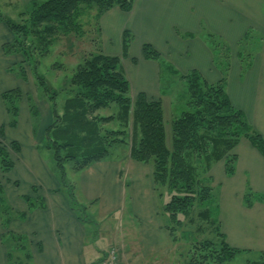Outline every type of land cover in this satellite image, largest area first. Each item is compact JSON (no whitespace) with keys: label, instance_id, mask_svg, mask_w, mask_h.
Instances as JSON below:
<instances>
[{"label":"crops","instance_id":"crops-1","mask_svg":"<svg viewBox=\"0 0 264 264\" xmlns=\"http://www.w3.org/2000/svg\"><path fill=\"white\" fill-rule=\"evenodd\" d=\"M20 1L28 5L33 0ZM100 26L101 31L104 30L101 48L105 55L121 56L120 36L123 30H128L136 40L134 44L131 42L128 56L122 59V67L124 64L128 67L127 71L123 69L133 100L139 93H144L148 101L164 102L169 96L160 90L158 62L142 58L143 44H150L160 53L163 64L175 72L174 77L195 70L207 83L214 84L222 74L208 35L214 36L211 37L213 40L219 39L220 45L224 43L230 49L225 83L230 103L243 112L250 127L264 140V0H135L130 12L113 8L103 14ZM250 32L257 33L259 46L248 66L243 67L239 54L243 53L242 41ZM5 34L7 42L10 41L9 30ZM112 40L116 43L114 47L110 43ZM133 49H137V57L133 56ZM0 56H4L2 49ZM7 57H3L5 62L0 71L14 65L15 56ZM132 58L136 59L135 64L129 61ZM23 107L26 109V106ZM17 137L4 139L2 143L6 147L12 142L17 143ZM27 137L28 146L34 154L35 142L31 132L27 131ZM232 154L236 156L232 176L225 175L223 160L215 164L210 172L212 185L219 197V227L230 247L262 254L264 201H254L251 207H246L243 197L248 192L264 196V158L244 138L240 139ZM13 155L16 159L18 153L15 157ZM127 161L129 165H125V169V161L108 158L78 174L81 193L78 203L83 206L82 199L96 207L93 218L96 224L93 226L97 229L93 237L87 236L86 231L91 225L86 223L84 216L83 220L78 219L67 198L54 192L59 186L58 181L47 175L49 190L45 187L43 192L39 185L42 181L35 180L37 184L32 185L40 190L31 196L42 197L44 207L36 205L29 208L24 203L17 212L19 219L14 218L9 227L12 232L28 238L32 264H98L110 237L126 243L127 251L120 254L121 264H147L172 249L154 190L152 166L129 158ZM26 164L32 170L43 171L33 155L29 156ZM122 173L128 187L121 182ZM126 195L128 228L120 233L109 231L105 220L115 219L126 209ZM3 231L0 224V264H8L7 249L2 241ZM104 231L106 235L102 234ZM99 247L103 249L97 250Z\"/></svg>","mask_w":264,"mask_h":264},{"label":"trees","instance_id":"trees-1","mask_svg":"<svg viewBox=\"0 0 264 264\" xmlns=\"http://www.w3.org/2000/svg\"><path fill=\"white\" fill-rule=\"evenodd\" d=\"M134 1L33 0L21 23L0 14V22L13 37L11 43L2 46V52L5 56L21 55L22 63L32 60L36 69L38 58L47 55L58 36L81 35V18L87 11L94 10L93 19L98 22L103 14L113 8L130 12ZM250 35L251 32L244 37L242 46L252 39ZM211 37L208 35L216 54L217 44L214 45L215 40ZM121 39V56H108L98 50L78 64L70 79L74 93L72 91V95L64 101L60 113L56 111L55 95L48 97L52 105V123L45 130L44 144L52 153L56 172L61 182H64L67 163H72L74 170L79 173L92 164L107 160L112 147L125 144V128L131 122L130 159L151 165L157 197L162 196L161 189H165L170 196L163 207L160 206V213L162 211L169 218L170 224L166 229L173 241L175 229L172 226L181 227L180 218L189 217L194 206L202 210L198 214L200 219L213 225L206 222L214 229L215 239L193 244L190 252L192 256L187 264L231 262L245 251L230 247L219 230V221L212 213L215 208L217 213V197L208 173L215 163L223 160L226 176L234 174L236 156L231 153L242 138L247 139L264 158V140L250 127L243 112L230 103L225 89L228 60L219 62L216 56L222 77L214 84L207 83L195 70L178 76L186 87L187 110L172 119L171 147L168 148L162 102L148 101L144 93L137 94L134 100L130 97V85L122 67V59L128 56L133 36L128 30H123ZM221 45L218 43V46ZM141 53L144 60L161 61L163 64L159 53L150 44H143ZM218 54H221L220 50ZM239 57L243 61V53ZM242 63L243 67L249 64ZM167 69L175 74L170 67ZM35 77L38 84L47 86L43 78L38 75ZM46 93H49L48 88ZM20 96L17 89L5 91L1 95L6 113L12 118L17 115L18 108L14 102L20 100ZM106 110H116V114L102 115L101 112ZM13 124L15 121H10L9 125ZM108 124H114L118 129L112 125L107 128ZM10 148L15 153L19 152L16 142H12ZM7 149L0 144L2 172H8L13 167ZM72 198L71 195L70 209L78 219L83 220L85 207L79 203L75 205ZM254 201H264V196L248 192L243 197L246 207H251ZM27 204L29 208L36 205L44 207L39 199ZM10 237L14 236L11 234ZM22 239L21 236L16 238L20 242H23ZM23 250L25 246L21 244L16 248L19 253L8 252V264H32L31 254L27 251L23 254ZM246 264H264V253L255 261H246Z\"/></svg>","mask_w":264,"mask_h":264},{"label":"rangeland","instance_id":"rangeland-1","mask_svg":"<svg viewBox=\"0 0 264 264\" xmlns=\"http://www.w3.org/2000/svg\"><path fill=\"white\" fill-rule=\"evenodd\" d=\"M29 4L25 5L20 0H0V14L13 22L21 23L26 18L25 14L27 10H29ZM94 14V10L87 11L86 14L81 18L83 27L80 36L74 34H70L68 36H58L57 40L49 49L47 55L43 58H38V65L36 69L33 67L32 60H28L26 63H22L21 61L23 60V58L21 57V55L15 54L10 55L12 57L15 56L14 65L8 66V63L7 69L5 71H0V144L3 145L2 142L4 141V139L6 140L10 137L19 136L17 137V144H19L18 146H20L18 155H21H17L16 159L13 158L12 154H14L13 156L15 157L16 153L13 152L10 148V145H8L7 151L10 155L11 161L13 162V167L8 172H2V170L0 169V224L2 225V229L4 230L2 241L5 248L7 249V253H19L18 251H16V248H18V246L21 244L25 246V250L22 251L23 254L26 251L30 253V243L28 238L22 237L24 238L22 239L23 242H20L21 240H16V238L20 235L12 232L9 227L10 222L18 216V209L22 208L24 203L43 199L42 197L33 198L31 196V194L40 190L38 189V186L32 185L33 183H36L35 180L42 181H40L42 184H40L39 182L38 183L39 185H41L42 191L45 192V187H47L49 190V184L46 183V180L47 175L50 176L51 179H55L59 184V186L55 188L54 192L62 193L65 198H67L69 205L72 203V201H70L72 195V199L74 200L75 205L78 204V196L81 195L80 190L78 189V174L80 172L78 173L74 170L72 163H67L65 165V179L64 182H61L60 176H58L54 166L52 153L45 148V130L52 123V105L48 97L52 96L53 94L55 95L54 102L56 103V111L60 113L64 101L70 95H72V91L74 93L75 89L70 86V79L78 64H81L84 59L89 56L90 53L102 50L101 40L104 41V30L102 29L101 31L100 20L96 22L95 19H93ZM4 32L6 33L8 32V30L6 26L3 25L2 22H0V44L3 43L0 46V49H2V46H4L5 44L11 43L13 40L12 34L9 32L11 40L7 42L8 36ZM109 36H111V33H109ZM121 36L120 44L122 41ZM250 36L252 39H248L246 42H244L245 44L243 50V61L240 59L245 63L249 62L250 59L255 55V52L257 51L259 46V38L257 36V33H251ZM113 38L115 39V35H113ZM212 38L215 37L213 36ZM215 40L216 41L214 45L217 44L216 56L218 58V61L220 62L222 60H228L229 63V47H227L224 43H221L223 45L218 46L220 40L217 38ZM135 41L136 40H134L133 37L132 44H134ZM110 43L112 44V47L116 45L114 40H112V42ZM136 50H132L133 56H135ZM219 50L221 54H218ZM159 56L161 59L160 53ZM3 57L8 58L5 55L0 56V67L5 62V59ZM133 60L136 59H129L132 64H135L136 62H133ZM158 64L160 66V90L162 93L166 92L169 95L168 98L164 99L162 105L164 109L166 146L170 148L172 136L171 121L181 112L187 110L186 102L188 95L184 82H182L179 77H174L173 73L167 69L168 66H166V64H162L161 61H159ZM123 67L127 71V65L124 64ZM36 75L43 78L47 86L38 84V81L35 77ZM47 88L49 89V93H46ZM12 89L19 90L21 95L20 100L14 102V105L18 108L17 115L14 118H12L10 114L6 113V105L1 99L2 93ZM23 106H26V109H24ZM101 114L104 116H109L110 114L115 115L116 110L102 111ZM12 120L15 121V124L9 125L10 121ZM111 125L114 126L116 130L118 129V127H116V125L114 124H108L107 128H111ZM27 131L31 132L32 139L35 142L34 154H32L28 146ZM125 132V144H119L112 147L109 159H112L114 161H125L124 166H127L129 165V163H127V159H130L129 149L131 137V122L125 128ZM32 155L34 156V158H37L39 163L41 164L40 167L41 169H43L42 172L36 171L35 168L32 170L31 168L27 167L26 160L29 158V156ZM126 166L124 167L125 169ZM211 169L208 173V176L210 178ZM120 176L121 182L123 181L124 186L127 185L128 187V184H125L126 179L124 178L123 173ZM210 180V184L214 188V186L212 185V178ZM214 190L217 197V213L215 206H213L215 209H212V213L219 221V197L217 195V189L214 188ZM160 192L162 196H160L161 198H158V201L159 205L163 207L164 203L169 200L170 196L167 194L165 189H161ZM81 202L83 203V207H85V212L83 211L82 214L87 220L86 223L91 225V227L86 231L87 236L90 235L93 237L97 229L95 226H93V224H96L93 221V218H95L96 216V213L94 214V212H96V207H94L93 204L89 205L87 202L85 203L82 199ZM125 202L126 209L117 216L119 219H117L116 217L115 219L110 218L107 221L105 220L106 227L109 231L120 233L128 228L127 224H129V221L127 219V214H129V205L127 195ZM201 211L202 210H200L198 207L194 206L189 217L180 218L182 222L181 227L171 225L175 229L173 231L175 238L174 241L172 237H170V233L166 229L170 224L169 218L161 211V216L164 223L163 226L170 238L172 249L166 252L164 255H158L157 257H154L153 259L149 260L150 263L147 264H187L192 256L190 252L192 250L193 244L202 240L215 239V234L213 233L214 229L211 228L212 224L209 221H206L211 225L207 224L198 216ZM121 217H123L122 221ZM219 230L221 232L220 227ZM11 234L14 236L13 238L10 237ZM102 234L106 235L107 232L105 233L104 231ZM101 246L103 247L104 244H102ZM102 247L97 248V250L103 249ZM104 248L107 249H104V251H108L110 249L116 250L119 253V256L120 254H122V252H124V250L125 252L127 251L126 243H124V241L119 238L113 239L110 237L108 245ZM259 255L260 254L258 252H244L239 254L233 261L225 264H246V261L257 260L259 258ZM123 261H125V259H123ZM121 263L122 261L120 262V264ZM141 263L142 262H139L138 264Z\"/></svg>","mask_w":264,"mask_h":264},{"label":"built area","instance_id":"built-area-1","mask_svg":"<svg viewBox=\"0 0 264 264\" xmlns=\"http://www.w3.org/2000/svg\"><path fill=\"white\" fill-rule=\"evenodd\" d=\"M99 264H119L117 251L114 249L108 250Z\"/></svg>","mask_w":264,"mask_h":264}]
</instances>
